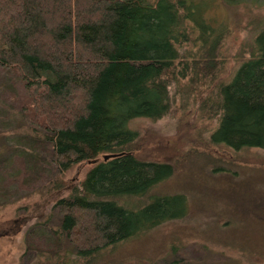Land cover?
<instances>
[{
	"label": "trees",
	"instance_id": "trees-1",
	"mask_svg": "<svg viewBox=\"0 0 264 264\" xmlns=\"http://www.w3.org/2000/svg\"><path fill=\"white\" fill-rule=\"evenodd\" d=\"M253 26L231 57L232 33L185 0H0V68L20 80L25 98L13 103L48 146L51 192L96 162L34 219L27 264H126L114 249L185 218L183 194L153 192L183 164L227 172L226 153L242 163L241 153L264 151V18ZM190 114L212 129L171 162L140 159L134 121L168 119L179 132ZM250 213L248 224L264 225V202Z\"/></svg>",
	"mask_w": 264,
	"mask_h": 264
},
{
	"label": "rangeland",
	"instance_id": "rangeland-1",
	"mask_svg": "<svg viewBox=\"0 0 264 264\" xmlns=\"http://www.w3.org/2000/svg\"><path fill=\"white\" fill-rule=\"evenodd\" d=\"M185 1L196 4L207 20L222 24L232 33L227 50L231 57L253 34V25L264 18V0H241L230 8L223 0ZM17 98H25L20 80L0 68V264L31 261L25 251V235L34 219L45 214L58 198L66 197L70 187L96 164L74 166L65 174L66 189L51 192L57 170L48 157L47 144L30 130L13 103ZM195 116L188 115L179 132L171 131L168 119L134 121L130 126L141 132L143 140L140 159L171 162L191 148L197 130L213 127L212 123L195 120ZM240 155L242 163L226 153L225 158L232 163L225 166L227 172H214L208 166L214 175L202 170L198 162L183 164L153 192L183 194L187 201L185 218L114 249L111 258L126 257V264H264V225L247 222L250 212L264 202V151ZM20 159L26 165L22 171L17 163ZM58 214L57 209L50 210V226L56 225ZM59 247L74 248L64 239Z\"/></svg>",
	"mask_w": 264,
	"mask_h": 264
},
{
	"label": "water",
	"instance_id": "water-1",
	"mask_svg": "<svg viewBox=\"0 0 264 264\" xmlns=\"http://www.w3.org/2000/svg\"><path fill=\"white\" fill-rule=\"evenodd\" d=\"M113 156H110V155H106V156H103L102 157V160L103 161H106L107 159H110V158H112Z\"/></svg>",
	"mask_w": 264,
	"mask_h": 264
}]
</instances>
